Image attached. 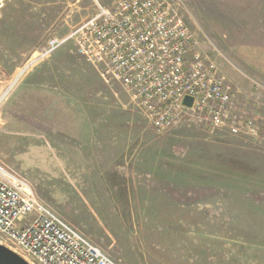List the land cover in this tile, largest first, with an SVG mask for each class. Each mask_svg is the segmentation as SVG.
<instances>
[{
	"label": "rangeland",
	"instance_id": "obj_1",
	"mask_svg": "<svg viewBox=\"0 0 264 264\" xmlns=\"http://www.w3.org/2000/svg\"><path fill=\"white\" fill-rule=\"evenodd\" d=\"M116 1H6L0 164L115 264H264V0H181L232 112L255 125L244 137L190 116L156 132L73 39L39 59Z\"/></svg>",
	"mask_w": 264,
	"mask_h": 264
},
{
	"label": "built area",
	"instance_id": "obj_2",
	"mask_svg": "<svg viewBox=\"0 0 264 264\" xmlns=\"http://www.w3.org/2000/svg\"><path fill=\"white\" fill-rule=\"evenodd\" d=\"M7 0H0L1 12ZM181 0H117L96 4L92 17L65 38L48 39L39 59L73 39L77 53L107 84L117 83L165 132L183 116L213 131L250 136L254 123L232 112V89L197 47ZM33 62H31L32 64ZM192 99L189 107L183 104ZM0 244L28 264H115L0 164Z\"/></svg>",
	"mask_w": 264,
	"mask_h": 264
},
{
	"label": "water",
	"instance_id": "obj_3",
	"mask_svg": "<svg viewBox=\"0 0 264 264\" xmlns=\"http://www.w3.org/2000/svg\"><path fill=\"white\" fill-rule=\"evenodd\" d=\"M192 99L186 97L183 104L187 107L191 105ZM0 264H28L21 256L0 244Z\"/></svg>",
	"mask_w": 264,
	"mask_h": 264
}]
</instances>
